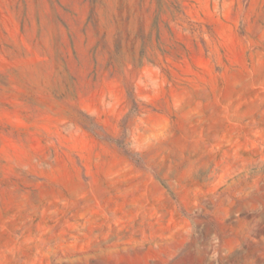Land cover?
Listing matches in <instances>:
<instances>
[{
  "label": "rangeland",
  "instance_id": "rangeland-1",
  "mask_svg": "<svg viewBox=\"0 0 264 264\" xmlns=\"http://www.w3.org/2000/svg\"><path fill=\"white\" fill-rule=\"evenodd\" d=\"M0 264H264V0H0Z\"/></svg>",
  "mask_w": 264,
  "mask_h": 264
}]
</instances>
